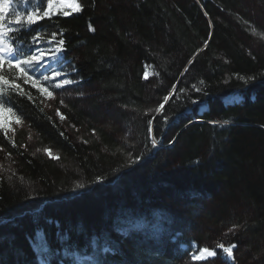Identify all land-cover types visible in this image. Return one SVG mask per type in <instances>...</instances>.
<instances>
[{"label":"trees","instance_id":"obj_1","mask_svg":"<svg viewBox=\"0 0 264 264\" xmlns=\"http://www.w3.org/2000/svg\"><path fill=\"white\" fill-rule=\"evenodd\" d=\"M78 2L32 26L66 40L55 66L77 95L57 109L65 120L23 80L31 100L4 97L22 130L0 131V264H38V231L48 264H264V0ZM17 35L28 48L35 32L11 33L13 46ZM233 243L229 261L217 245ZM204 247L217 256L192 261Z\"/></svg>","mask_w":264,"mask_h":264},{"label":"snow or ice","instance_id":"obj_2","mask_svg":"<svg viewBox=\"0 0 264 264\" xmlns=\"http://www.w3.org/2000/svg\"><path fill=\"white\" fill-rule=\"evenodd\" d=\"M30 0H20L21 4H27ZM14 0H0V114L8 113L10 114V121L8 123H0V131L4 132L5 138H8V132L11 130V123L21 124L22 119L15 114L13 111L14 106L12 105L11 99L5 100V96H9L15 91L17 95H27L28 99H32L31 93L26 92L25 89L18 83L19 80H23L24 84H30L32 88H36L42 95H46L48 98H54V94L50 87L56 89L64 88L67 85H72L75 83L73 79L67 77V74L62 71V69H57L53 65L61 61V55L66 51L65 45L66 40L63 37V33L53 32L50 37L45 39L44 33L35 29L32 26L37 24L40 20L44 18L51 19L53 16L62 15L69 16L71 13L65 10L63 6V0L58 3L57 0H47V6L42 7L43 0H31L33 4V10L28 11L26 14L22 11H18L13 8ZM69 7L72 8L74 12H80L82 6L79 4L78 0H72ZM11 10V15H10ZM15 27H12V26ZM89 31H94L91 25H89ZM24 32H35V35L31 36V44L28 48L22 46L19 35L15 37L17 44L13 46L10 36L11 33H24ZM59 36V38H58ZM207 44V42H205ZM48 61H52L49 64ZM192 61H189L191 63ZM150 67V66H149ZM7 69V72H6ZM187 71V69H185ZM154 75H159V73H153ZM63 77V78H61ZM243 80L245 85L251 84L253 81L257 80L256 76L250 77H239ZM144 79H148L147 71L144 74ZM200 84L205 82L201 80ZM193 89L196 92L207 96L206 90L193 85ZM169 97H164L165 103H167ZM63 103V101H61ZM191 103L201 104L203 102L197 99H192ZM7 105V106H6ZM164 108V104L155 110L157 113ZM57 115L60 117L61 121L65 120V117L57 110ZM182 114L177 115L176 119H180ZM155 117H153V120ZM153 120L148 121V132L151 136L153 133ZM164 122L167 125L170 121L168 117L164 118ZM214 126H219L224 128L226 125L231 123L230 120L225 119L222 123L218 121L211 122ZM63 135V133H61ZM152 148L158 146V141L153 138ZM15 147V144H13ZM40 151V149H37ZM44 152L53 160H58L59 157L52 154V152L45 148ZM140 157H137L139 160ZM137 160L132 163L135 164ZM104 178H99L94 183H103ZM86 185L83 183H76L72 191L83 190ZM59 227V226H58ZM122 235H127V232H123ZM58 242H67L69 236L61 234L59 231L56 234ZM32 240V237H29ZM99 243L98 240H92L91 246L96 247ZM33 247H35L37 253L42 257L38 264H48V259L45 253L48 252L47 240L40 237L39 231L37 232L35 240H33ZM237 247L236 244H230L225 246L224 244H218L217 248L222 249L223 254L229 261H234L233 250ZM104 253H109L112 248L108 246L107 240H105L104 246L102 247ZM217 252L210 250L209 248H200L198 254H193L192 259L194 261L207 260L208 258H215Z\"/></svg>","mask_w":264,"mask_h":264},{"label":"rangeland","instance_id":"obj_3","mask_svg":"<svg viewBox=\"0 0 264 264\" xmlns=\"http://www.w3.org/2000/svg\"><path fill=\"white\" fill-rule=\"evenodd\" d=\"M57 2L59 3L60 0H57ZM71 2H72V0H63V6H64L65 10L69 11L71 14H75L76 12L72 11V8L69 7ZM67 87H69V88H67ZM53 94H54V98H48L46 95H44L43 96L44 97V103L52 111V114L54 115V117L58 121H61L60 117L57 115L58 107H61V104L64 103L65 99H69L72 96L74 98L77 95V93L75 94V90L73 91L70 88V86L67 85L64 88L58 89ZM61 101H63V103H61ZM225 102H226V100H224V103ZM9 121H10L9 117L6 115V113L0 114V123H8ZM20 130H22V127L20 126V124H15L14 122H12L11 123V130L8 133H10V135H13L14 133H16L17 131H20ZM208 259H210V258H208ZM202 261H206V260H200V261H194V262H202Z\"/></svg>","mask_w":264,"mask_h":264},{"label":"bare ground","instance_id":"obj_4","mask_svg":"<svg viewBox=\"0 0 264 264\" xmlns=\"http://www.w3.org/2000/svg\"><path fill=\"white\" fill-rule=\"evenodd\" d=\"M224 100H226L225 104H228V105H231V104H233V103H238V102H240V98H239L238 96H233V97L228 96L227 99L224 98ZM224 100H223V101H224ZM237 100H238V101H237ZM204 108H205V106H202V107L200 108V112L203 111Z\"/></svg>","mask_w":264,"mask_h":264}]
</instances>
